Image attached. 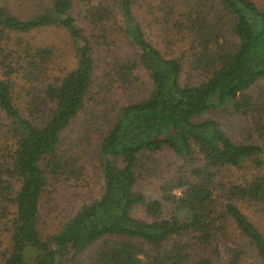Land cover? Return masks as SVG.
I'll use <instances>...</instances> for the list:
<instances>
[{
    "label": "trees",
    "instance_id": "1",
    "mask_svg": "<svg viewBox=\"0 0 264 264\" xmlns=\"http://www.w3.org/2000/svg\"><path fill=\"white\" fill-rule=\"evenodd\" d=\"M50 28L72 43L61 73L30 39ZM262 80L253 0H0V264H264L247 213L264 217V124L239 142L204 118L263 114ZM165 149L178 162L159 164ZM89 166L99 194L48 229Z\"/></svg>",
    "mask_w": 264,
    "mask_h": 264
},
{
    "label": "rangeland",
    "instance_id": "2",
    "mask_svg": "<svg viewBox=\"0 0 264 264\" xmlns=\"http://www.w3.org/2000/svg\"><path fill=\"white\" fill-rule=\"evenodd\" d=\"M255 4L262 10H264V0H253ZM31 41L38 45H49L56 49L58 55L56 59V63L54 65L55 73H61L62 69H70L75 64L74 52L72 48L71 40L64 31L58 28H50L34 33L30 37ZM165 49V48H164ZM101 72H99V75ZM102 83V81H101ZM101 84L98 83L94 87V92L99 91V86ZM249 94L257 101L264 102V80L260 81L256 84L250 91ZM105 97H107V92L103 93ZM263 105V104H262ZM261 105V106H262ZM250 116H245L243 114H234L232 107L222 108L216 111L211 112L206 115L204 118H212L220 121L227 131V133L233 138L235 141L239 142H252L257 140V132H256V124L262 121L264 124V111L261 115H252L254 112L251 110ZM160 158L162 159V163L159 161V164L167 166L169 163L178 162L179 158L172 153L171 151L165 149L161 154ZM257 170L251 167L248 175L252 172L256 173ZM244 172L236 173L234 175V179L239 178ZM88 178L84 183L83 187H80L78 190V195L73 196L71 194L72 190H62L61 195L57 196L52 204V208L54 212L49 216V226L48 229H51L52 223L56 221H61L65 217H68L69 214L75 212L84 202L92 201L98 194L101 189V174L99 170L95 169V167H88ZM137 178L140 180V183L145 186V190L152 196L160 197V193L157 189L154 180L151 179L149 173L146 169H138L137 170ZM62 187L61 189H63ZM70 189V188H69ZM77 191V190H76ZM51 205V204H50ZM49 207V206H48ZM48 207L43 209V214H46L48 211ZM247 213L249 217L262 229L264 232V217L258 214L256 210L253 208L248 209ZM226 262V261H225ZM225 264V263H221Z\"/></svg>",
    "mask_w": 264,
    "mask_h": 264
}]
</instances>
